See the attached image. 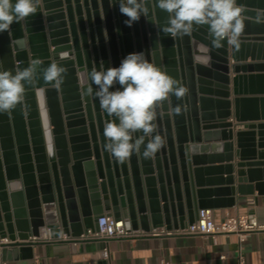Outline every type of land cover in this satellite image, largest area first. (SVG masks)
<instances>
[{"label":"water","instance_id":"1","mask_svg":"<svg viewBox=\"0 0 264 264\" xmlns=\"http://www.w3.org/2000/svg\"><path fill=\"white\" fill-rule=\"evenodd\" d=\"M257 1L264 4L237 0L247 17L238 50L226 39L213 47L207 25L190 35H164L168 14L156 0H148L149 18L131 27L116 0H43L36 14L0 33V71L14 74L42 61L21 102L0 112V241L11 240L2 246L5 261L17 252L34 257L40 242L28 240L46 228L76 239L98 230L108 214L130 220L134 229H179L202 208L235 205L221 196L236 189L264 193V75L251 73L264 67V23L249 19L257 12L247 9ZM65 51L69 58L61 61ZM134 52L187 93L170 96L178 114L169 113V101L157 109V133L166 143L155 158L145 159L142 146L121 163L105 149L103 127L112 117L87 74L119 67ZM53 61L67 69L60 89L39 74Z\"/></svg>","mask_w":264,"mask_h":264},{"label":"clouds","instance_id":"2","mask_svg":"<svg viewBox=\"0 0 264 264\" xmlns=\"http://www.w3.org/2000/svg\"><path fill=\"white\" fill-rule=\"evenodd\" d=\"M42 3L43 0H15L14 3L0 0V33L9 32L13 23L36 14ZM117 4L120 13L127 17L125 24L129 27L141 16L149 18L148 0H116ZM156 6L168 14L167 21L160 27L164 35L171 38L190 35L194 26L207 25L213 47H223L226 39L229 45L239 49L247 17L243 15L244 6L237 0H156ZM255 20L264 23V10H257ZM59 57L63 61L69 58V53L61 52ZM41 65L40 59H34L28 67L18 68L14 74L0 71V112H8L21 102L25 85L33 81ZM66 73V67L53 61L39 74L45 83L60 89ZM87 75L97 86L94 95L101 109L112 117L103 127L106 151L123 163L144 146L143 157L155 158L166 143L157 133V109L169 101V113L178 114L181 109L171 106L170 96L183 98L187 88L150 62L143 52L128 54L119 67L107 70L103 66L99 70L93 67ZM116 84L120 88L110 91Z\"/></svg>","mask_w":264,"mask_h":264},{"label":"crops","instance_id":"3","mask_svg":"<svg viewBox=\"0 0 264 264\" xmlns=\"http://www.w3.org/2000/svg\"><path fill=\"white\" fill-rule=\"evenodd\" d=\"M247 9L255 12L264 10V4L257 1ZM256 15H250L248 18L255 20ZM260 57L261 63H264V54ZM251 58L252 56L247 63L252 61ZM233 63L235 62L231 59V64ZM251 73L264 75V67L256 68ZM235 74L232 70L231 76L234 77ZM262 84L264 86V82ZM218 175L223 179L227 177L225 173ZM234 176L235 187L238 185L237 172ZM221 197L225 199L233 197L236 201L233 206L211 208L217 222H221L226 216L250 214L264 223V193L260 194L255 189L253 194L242 195L236 189L233 196ZM238 245L237 234L220 235L218 244H215L211 237L180 233L115 237L107 241L61 237L36 245L34 257H29L30 254L23 256L17 252L13 259L6 262L31 264L34 258H39L42 264H238ZM243 253L247 264H264V232H253L243 244ZM2 261L5 260L0 253V263Z\"/></svg>","mask_w":264,"mask_h":264},{"label":"built area","instance_id":"4","mask_svg":"<svg viewBox=\"0 0 264 264\" xmlns=\"http://www.w3.org/2000/svg\"><path fill=\"white\" fill-rule=\"evenodd\" d=\"M264 232V223L254 215H236L226 216L221 222H217L214 211L211 208H202L199 210L197 219L184 228L168 229L166 226L154 227L150 231L134 229L131 221L125 218L117 219L113 215L105 214L98 220V230L89 229L79 238H95L100 240H110L115 237H138L144 235H167L169 233L180 234H200L211 237L215 244L219 243L220 235L237 234L239 238L238 245V264H247L243 253V244L248 240L253 232ZM61 237L69 238L67 235L54 237L51 229L46 228L41 236H33L28 241L46 242L58 240ZM11 243V240L4 238L0 241V253L4 244ZM0 264H7L2 261ZM31 264H42L39 258H34Z\"/></svg>","mask_w":264,"mask_h":264}]
</instances>
